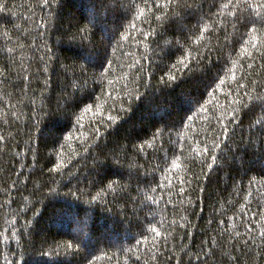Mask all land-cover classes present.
Masks as SVG:
<instances>
[{
    "label": "trees",
    "instance_id": "obj_1",
    "mask_svg": "<svg viewBox=\"0 0 264 264\" xmlns=\"http://www.w3.org/2000/svg\"><path fill=\"white\" fill-rule=\"evenodd\" d=\"M184 2L0 0V264H264V0Z\"/></svg>",
    "mask_w": 264,
    "mask_h": 264
},
{
    "label": "snow or ice",
    "instance_id": "obj_2",
    "mask_svg": "<svg viewBox=\"0 0 264 264\" xmlns=\"http://www.w3.org/2000/svg\"><path fill=\"white\" fill-rule=\"evenodd\" d=\"M102 2H103V0H102ZM109 2L113 3V6H115V0H109ZM163 2H164V0H159V3L163 4ZM168 3L171 6H173V8L179 7V8H182L183 10H185V11L191 9V5L190 4H186L184 2V0H168ZM238 4L241 5L244 9H248V8L251 7V5L247 3V0H238ZM130 8H131V5L129 4L128 5V9L130 10ZM176 15L177 14L174 11H171V9H170L169 15H165L162 18H158V19H162L164 21L163 27L164 28H167L172 23V19H170V16L174 17ZM240 19H241V21H243L244 26H246V24L249 22L248 17L245 16V15H243V14H241ZM260 22L261 23H264V20H261ZM81 31H83V30H81ZM162 34H163L162 32H158L157 33V35H162ZM145 35H149V34L148 33H145ZM83 38L86 39L87 37L85 36ZM153 42L155 43V41H153ZM164 43L167 44V41H165ZM160 51L162 52V55H161L160 59L163 60V58H164V55L163 54L165 53V51H164L163 48H161ZM105 56H106V53H105L104 57L100 59V62L97 65V67H103L104 66ZM73 87L75 88L76 85H73ZM61 103H67V102L61 100ZM261 104L264 105V99L261 100ZM229 115H231V113H229ZM220 123L223 124L224 122L223 121H220ZM218 131L227 133L228 129L226 127H224V128L219 129ZM0 139H3V138L0 137ZM217 147H218V145H217ZM205 259H207V257H205Z\"/></svg>",
    "mask_w": 264,
    "mask_h": 264
}]
</instances>
